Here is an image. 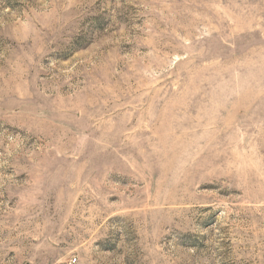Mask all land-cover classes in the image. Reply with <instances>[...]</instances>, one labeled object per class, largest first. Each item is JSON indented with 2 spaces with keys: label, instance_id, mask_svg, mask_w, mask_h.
I'll list each match as a JSON object with an SVG mask.
<instances>
[{
  "label": "rangeland",
  "instance_id": "374dc122",
  "mask_svg": "<svg viewBox=\"0 0 264 264\" xmlns=\"http://www.w3.org/2000/svg\"><path fill=\"white\" fill-rule=\"evenodd\" d=\"M0 264H264V0H0Z\"/></svg>",
  "mask_w": 264,
  "mask_h": 264
}]
</instances>
